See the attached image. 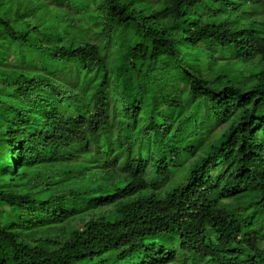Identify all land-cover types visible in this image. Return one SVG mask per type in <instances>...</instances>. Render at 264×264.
Returning <instances> with one entry per match:
<instances>
[{
  "label": "trees",
  "instance_id": "16d2710c",
  "mask_svg": "<svg viewBox=\"0 0 264 264\" xmlns=\"http://www.w3.org/2000/svg\"><path fill=\"white\" fill-rule=\"evenodd\" d=\"M0 264H264V0H0Z\"/></svg>",
  "mask_w": 264,
  "mask_h": 264
},
{
  "label": "rangeland",
  "instance_id": "374dc122",
  "mask_svg": "<svg viewBox=\"0 0 264 264\" xmlns=\"http://www.w3.org/2000/svg\"><path fill=\"white\" fill-rule=\"evenodd\" d=\"M131 124L135 125L136 124L135 120L134 121H131ZM207 126H209V124L206 122V124L204 125V127H207ZM177 140H179V139H177Z\"/></svg>",
  "mask_w": 264,
  "mask_h": 264
}]
</instances>
